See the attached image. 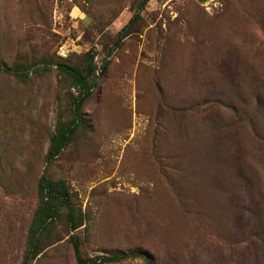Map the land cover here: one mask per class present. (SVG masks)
Returning <instances> with one entry per match:
<instances>
[{"label":"rangeland","instance_id":"rangeland-1","mask_svg":"<svg viewBox=\"0 0 264 264\" xmlns=\"http://www.w3.org/2000/svg\"><path fill=\"white\" fill-rule=\"evenodd\" d=\"M133 23L116 45L119 33ZM107 69L63 153L79 91ZM0 264H23L45 173L67 182L83 256L264 264V0H0ZM31 264H78L66 226Z\"/></svg>","mask_w":264,"mask_h":264},{"label":"trees","instance_id":"trees-1","mask_svg":"<svg viewBox=\"0 0 264 264\" xmlns=\"http://www.w3.org/2000/svg\"><path fill=\"white\" fill-rule=\"evenodd\" d=\"M132 25L133 23L131 22L123 28L118 35L116 45H120L129 35L127 31L130 30ZM84 57L87 61V67L84 68L70 66L60 62L56 65L61 73L71 79L72 87L79 91V95L74 97L70 104L77 121L74 125H68L66 121L62 119L58 120L55 126V133L50 139L46 156L48 165L56 160L68 146L81 121L80 111L83 102L91 97L94 88L107 69L108 63L105 61L100 67V71L98 70L99 68L94 62L96 57L94 53L88 52ZM32 66L34 64L26 70L24 66L12 67L0 62V73L13 74L19 80L25 81L30 75ZM37 197L38 206L28 231V250L23 264H31L45 249L59 241L57 235L61 222L66 226L68 234H71L70 241L78 264L116 263L128 257L145 256L139 252H132L131 254L117 253L112 256L97 259L85 258L80 247L79 238L75 234L83 226V220L79 210L73 203L67 182L63 179L53 180L44 173L39 180Z\"/></svg>","mask_w":264,"mask_h":264}]
</instances>
